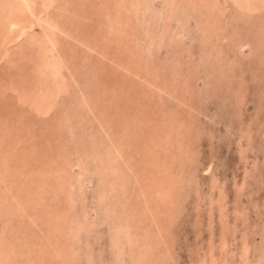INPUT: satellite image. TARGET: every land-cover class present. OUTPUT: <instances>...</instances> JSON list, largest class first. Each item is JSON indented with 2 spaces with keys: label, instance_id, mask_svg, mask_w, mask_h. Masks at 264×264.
I'll use <instances>...</instances> for the list:
<instances>
[{
  "label": "rangeland",
  "instance_id": "374dc122",
  "mask_svg": "<svg viewBox=\"0 0 264 264\" xmlns=\"http://www.w3.org/2000/svg\"><path fill=\"white\" fill-rule=\"evenodd\" d=\"M212 1L0 0V264H264V7Z\"/></svg>",
  "mask_w": 264,
  "mask_h": 264
},
{
  "label": "bare ground",
  "instance_id": "6f19581e",
  "mask_svg": "<svg viewBox=\"0 0 264 264\" xmlns=\"http://www.w3.org/2000/svg\"><path fill=\"white\" fill-rule=\"evenodd\" d=\"M25 1V0H24ZM48 2V5H46V11H44V10H40L41 11V13L40 14H42L43 12H45V15H48L49 16V25L51 26V32L50 33H48L47 32V34L50 36L49 37V40L50 41H52L53 39H52V35H54V33H56L55 32V28H57V29H59V30H61V29H63L64 30V33L66 34V35H68V33H73V32H75L76 30H80V29H82V27H80L79 29H78V27H77V29H76V27H74L73 28V25H69V24H66L65 22L66 21H64L63 22V24H65V25H62V26H60V25H57V24H59L61 21H60V19L58 18V19H54L55 17H56V13H53L52 15L50 14V11H51V9H52V7H53V4L54 3H56V0H47ZM52 1V2H51ZM75 1V0H74ZM195 1H197V0H168V3L167 4H165V5H167V6H165V12L164 13H166L167 15L169 14V17L170 18H173V15H172V13L174 12H178V11H182V9H184V10H188V11H194V12H196V16H198L199 18H198V23H203V22H207L208 24H205L204 23V25H202V27H204V29H202V32H203V35H204V37H206L205 39V42H206V49H209L210 50V46H212L211 45V43L212 42H214L213 41V38L214 37H216V38H220L221 37V34H220V32H217V30L219 29L218 28V26H217V22H218V20H219V17H216L217 19H214V18H212V17H210V15H208V14H210L209 12V9H205V10H203L202 11V14H200V12H199V10H198V8H199V6L196 4V2ZM27 2L28 3H32V0H27ZM210 4L211 5H214V2L212 1V0H210ZM239 4H240V6H239ZM111 5V4H110ZM116 5H117V3H116ZM169 6H171V8L169 7ZM173 6V7H172ZM201 6V5H200ZM168 7L170 8L169 10H168ZM216 8H217V6H215ZM264 7V0H242V1H240L239 3H238V0H236V12H237V14L236 15H238V17H241V15H242V11H241V9H247V10H256V9H261V8H263ZM58 8V7H57ZM111 8H114L113 6L111 7ZM0 9H2L3 11H5V7L3 6V8H0ZM190 9V10H189ZM218 9V8H217ZM206 10H207V15L205 14L206 13ZM191 11V12H192ZM209 11V12H208ZM215 11V10H214ZM76 12V11H75ZM219 11H217L216 12V14H218V16H220L221 14H220V12H221V9H220V12L218 13ZM47 13V14H46ZM52 13V12H51ZM39 14V15H40ZM50 14V15H49ZM72 14V13H71ZM215 14V13H214ZM220 14V15H219ZM252 14H254L255 15V13H254V11L252 12ZM206 15V16H205ZM51 16H52V18H51ZM55 16V17H54ZM162 16V15H161ZM202 16V19H200V17ZM243 16V15H242ZM115 17V16H114ZM139 17V16H138ZM214 17V16H213ZM162 18V17H161ZM208 19V20H205V19ZM94 19V18H93ZM189 19H190V17H189ZM204 19V20H203ZM242 19V18H241ZM15 20V19H14ZM110 20V19H109ZM240 20V19H239ZM37 23H38V21L37 20H33V23H30L29 25H25V26H23L22 25V27L20 26L21 24H20V22H16V21H13L12 22V24L10 25V30H9V33L10 34H12V36L10 35V37L9 38H7L6 39V43H8L9 42V44H13V43H15V42H17L18 40V38H23V36L24 35H26V33H28L27 32V30L28 31H31V30H35L36 28L35 27H37ZM106 23H108V21H106L105 20V24ZM44 25V24H43ZM112 25V24H111ZM184 25V24H183ZM158 26H159V24H158ZM101 26H99L98 28H97V30H96V32L99 30V29H101L100 28ZM161 27V26H160ZM34 28V29H33ZM83 28H85V27H83ZM94 28V27H93ZM163 28V27H162ZM218 28V29H217ZM52 29H53V32H52ZM215 32H214V31ZM221 29H219V31H220ZM160 31V30H159ZM121 33V32H120ZM164 33V32H163ZM16 35H18V38H16L15 36ZM28 35V34H27ZM27 37V36H26ZM26 37H24V39L26 38ZM31 37V36H30ZM175 37H177V36H175ZM178 37H179V35H178ZM99 38H100V36H99ZM31 40V39H30ZM97 42H99V41H97ZM100 43V42H99ZM53 44H56V41H54V43ZM101 45V44H100ZM63 46V45H62ZM25 47V46H24ZM103 47V46H102ZM27 49V48H26ZM217 49H219V48H217ZM8 52H9V50H8ZM221 52H222V50H221ZM24 53H25V51H24ZM63 53V52H62ZM8 53H6V55H7ZM26 54V53H25ZM66 54V53H65ZM6 55H2V57H0V61L3 59V58H5V56ZM204 56H207L206 57V60H208L209 61V59L212 57L211 56V54L209 53H207V55H204ZM210 57V58H209ZM225 57V56H224ZM27 58V57H26ZM62 59L60 60V62L58 61V63H54L53 65L54 66H56V68L54 67V68H52L51 70H52V76H54L55 78H59V76H60V73L62 72V70H63V67H65L66 65H67V63H63V57H61ZM222 58V60H225V58H223V57H221ZM76 59V58H75ZM57 61V60H56ZM226 61V60H225ZM53 63V62H52ZM56 64V65H55ZM59 64V65H58ZM65 64V65H64ZM61 65V66H60ZM40 66V65H39ZM53 67V66H52ZM60 67V68H59ZM36 68H37V65H36ZM133 68V67H132ZM133 70V69H132ZM36 71V70H35ZM66 71V70H65ZM134 71V70H133ZM42 72H43V70H42ZM59 73V76L57 77V74ZM130 73V72H129ZM44 73H42V74H39L38 73V75H37V77H40L41 75H43ZM109 74H110V72H108V76H109ZM36 77V78H37ZM35 78V77H34ZM60 78H61V76H60ZM59 78V79H60ZM156 79V78H155ZM93 82V81H92ZM114 82H115V80H114ZM124 82V81H123ZM55 85V84H54ZM53 86V85H52ZM54 87V86H53ZM60 89V88H59ZM37 92V91H36ZM40 92H42L43 93V87H42V89H40ZM61 92H63V91H61ZM67 92V91H66ZM119 94H121V92H118ZM48 96H50L49 94H48ZM38 97V96H37ZM37 97L36 96H34L33 95V102L37 99ZM41 97H42V99H44L45 98V94H44V97L41 95ZM51 97V96H50ZM35 98V99H34ZM48 102V101H47ZM52 102V101H51ZM36 103V102H35ZM40 103L41 102H37V106H40ZM40 108V107H39ZM189 108V107H188ZM80 109H82V108H80ZM40 110L41 109H39L38 111L40 112ZM79 109H77V111H78ZM187 110V109H186ZM190 111H191V109H189ZM41 111H43V110H41ZM82 111V110H81ZM78 113V112H77ZM80 113V112H79ZM185 113H187V111H185ZM189 114H191V112H188V114H186V115H189ZM69 117H71V116H69ZM78 123V120H77V122H76V124ZM168 139H169V136H168ZM46 141V140H45ZM167 142H169V141H167ZM172 152H175V154H176V150L174 149ZM108 171V170H107ZM115 171H116V169H115ZM142 174V173H141ZM162 174V173H161ZM146 176V175H145ZM111 212V211H110ZM130 229V228H129ZM1 233H3V232H1ZM4 234V233H3ZM135 240V239H134ZM225 240V239H224ZM146 245V244H145ZM243 247V246H242Z\"/></svg>",
  "mask_w": 264,
  "mask_h": 264
}]
</instances>
